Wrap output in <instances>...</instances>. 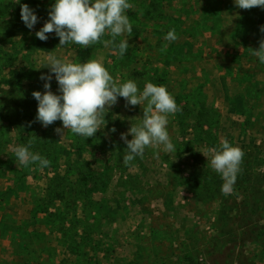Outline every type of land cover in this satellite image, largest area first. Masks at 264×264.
<instances>
[{
    "label": "rangeland",
    "instance_id": "1",
    "mask_svg": "<svg viewBox=\"0 0 264 264\" xmlns=\"http://www.w3.org/2000/svg\"><path fill=\"white\" fill-rule=\"evenodd\" d=\"M129 2L132 32L116 38L129 43L120 57L103 43L57 48L55 33L38 39L55 0H0V264H264V64L249 49L264 39V9L235 0ZM22 4L38 17L32 29ZM173 28L178 39L168 42ZM51 51L101 59L141 91L146 79L165 85L182 109L167 125L175 151L148 147L123 164L121 134L144 106L122 97L92 138L36 121L32 92L48 82L60 94L44 61ZM223 139L244 152L229 194L203 155ZM29 140L49 167L18 164L13 149Z\"/></svg>",
    "mask_w": 264,
    "mask_h": 264
},
{
    "label": "clouds",
    "instance_id": "2",
    "mask_svg": "<svg viewBox=\"0 0 264 264\" xmlns=\"http://www.w3.org/2000/svg\"><path fill=\"white\" fill-rule=\"evenodd\" d=\"M235 5L243 10L257 7L264 9V0H235ZM132 8L133 4L129 0H55L48 13L49 19L35 35L41 41H46V34L55 33L59 38L57 48L68 44L88 48L103 43L105 46H113L114 51L123 57L129 47L128 40L122 39L116 43V38L132 32V24L127 15V11ZM20 15L28 29L38 23L37 15L28 4L21 5ZM261 32H264V26ZM106 33L112 39L102 41ZM164 39L168 42L177 40L175 29L168 31ZM166 48L167 44L163 45L161 52ZM249 49L264 64V39L260 40L257 50ZM44 61L55 75L60 93L54 94L48 82L44 83L43 93L32 92L38 102L36 121L44 127L60 121L63 129L86 139L92 138L102 126H106V112L116 105L118 97H122L127 105L144 106L142 117L136 118L139 123L131 124L129 132L121 134V139L127 145L123 164L129 166L137 157L142 159L148 147L163 146L165 152L175 151L167 125L169 116L182 109L165 85H157L146 79L141 91L135 80L122 82L119 75L113 77L101 59L89 58L80 63L59 58L51 51L44 57ZM40 79L51 81L52 76L42 75ZM55 131L60 134L62 129L57 128ZM128 135H131V140L127 139ZM32 143L29 140L27 146L14 147L18 164L23 167L38 164L41 170L49 167L50 161L47 158L29 150ZM203 155L224 181L222 192L231 193L241 170L243 150L223 139L218 148H209Z\"/></svg>",
    "mask_w": 264,
    "mask_h": 264
}]
</instances>
